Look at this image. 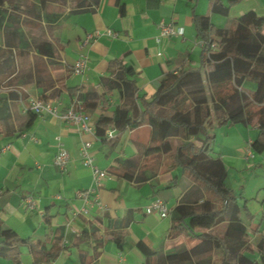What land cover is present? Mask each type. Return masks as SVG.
Returning <instances> with one entry per match:
<instances>
[{"label": "crops", "instance_id": "crops-1", "mask_svg": "<svg viewBox=\"0 0 264 264\" xmlns=\"http://www.w3.org/2000/svg\"><path fill=\"white\" fill-rule=\"evenodd\" d=\"M78 1L27 0L34 9L22 6L15 14L21 20L36 22L23 28L25 34L49 41L57 50L56 58L50 59L52 64L45 57L41 59L46 77L39 87L34 51L28 52L24 63L19 57V41L13 36L7 41L3 24L0 27V222L20 238L39 242L46 252L55 254L35 263L30 245L25 243L19 245L15 257H0V264H163L167 255L191 250L198 239L183 231L173 232L170 215L146 214L145 207L154 199L166 202L171 211L180 203L191 204L192 183L169 154L162 156L152 178L139 183L115 172L116 160L143 154L150 145L152 129L148 125L127 129L112 142L81 132L49 114L37 115L27 126L29 115L22 114L20 100L46 95L65 111L72 102H79L69 89L103 93L102 80L113 60L134 70L136 96L149 99L166 73L199 63L202 49L193 13L208 15L214 26L232 32L244 13L264 15V0H240L227 16L212 14L208 0H98L89 10L76 12ZM6 8V4L0 6L4 22L11 12ZM160 22L181 27L182 36L159 37ZM106 30L116 36L106 35ZM95 32L98 35L81 51L79 45ZM9 52L12 60H5ZM80 55H86L87 64L75 75L72 66ZM27 68L31 76L25 81L21 76ZM246 91L251 95L252 86ZM108 100L110 110L121 101L117 92ZM99 113L88 114L92 124ZM116 135L108 133L109 138ZM210 135L213 154L226 168L240 218L255 244L264 235V152L251 149L258 136L257 124H226L211 129ZM84 142L91 143L93 164L109 174L96 191L103 210L92 204L94 194L88 193L93 181L79 154ZM7 145L9 148L3 150ZM59 147L69 154L64 171L53 162ZM249 150L252 158L247 156ZM79 193L87 195V203ZM26 198L34 201L33 209L26 207ZM223 229L213 232L221 234ZM112 233L122 237L121 246L113 241ZM139 242L155 253L149 260L138 249Z\"/></svg>", "mask_w": 264, "mask_h": 264}, {"label": "trees", "instance_id": "trees-1", "mask_svg": "<svg viewBox=\"0 0 264 264\" xmlns=\"http://www.w3.org/2000/svg\"><path fill=\"white\" fill-rule=\"evenodd\" d=\"M208 1L212 14L227 16L230 7L240 0ZM5 4L6 12L8 9L11 12L5 22L0 19V27L3 24L7 41L11 36L19 41V57L24 63L28 52L34 51L39 87L46 77L41 59L45 57L52 64L50 59L56 58L57 50L51 42L24 33L25 26L36 23L15 15L22 6L34 9L27 0H0V6ZM97 4L98 0H81L75 11H87ZM192 23L201 43L199 63L166 73L151 98L136 96L135 72L119 60L109 62L108 76L102 80V94L78 87L69 89V94L77 96L87 114L99 110L94 126L95 136L102 141L116 142L127 129L142 125L152 129L150 145L142 155L116 160L115 172L119 176L136 183L152 178L162 156L169 154L192 183L191 204L180 203L169 212L172 231L192 234L198 243L191 250L181 249L167 255L163 264H264V235L251 243L240 218V206L228 184L226 168L221 158L213 154L210 135L211 129L226 124H257L258 136L251 149L258 154L264 152V15L254 11L244 13L236 20L232 32L214 26L208 15L193 13ZM8 55L5 60H12L10 52ZM29 72L27 68L21 78L28 80ZM248 86H252L251 95L246 91ZM114 92L121 101L110 110L108 98ZM39 98L50 99L46 95ZM26 115L29 126L37 114ZM110 131L117 133L114 139L109 138ZM129 220L125 219V223ZM218 227L224 228L221 234L213 232ZM111 237L121 246L120 235L112 233ZM25 243L30 245L35 263L55 255L46 252L39 242L20 238L0 222V257H15L19 245ZM137 247L147 260L155 254L142 242Z\"/></svg>", "mask_w": 264, "mask_h": 264}, {"label": "built area", "instance_id": "built-area-1", "mask_svg": "<svg viewBox=\"0 0 264 264\" xmlns=\"http://www.w3.org/2000/svg\"><path fill=\"white\" fill-rule=\"evenodd\" d=\"M159 28V37H167V36H182L183 30L181 27H177L171 23L165 24L160 22L158 25ZM98 35L95 32L93 35H87L82 44L79 45V49L82 51L87 43L93 38V36ZM106 35L108 36H116L114 32L111 30H106ZM158 40V39H157ZM87 64L86 55H80V57L76 60L74 65L72 66V72L75 75H80L85 69ZM21 103V112L22 114H27L29 112L40 115V114H49L52 117L63 120L69 124L74 125L81 132L88 133L91 135H95V126L91 122V117L84 112L83 107L80 102L74 101L65 111H60L58 105L53 104L52 101H44L39 97L30 98L29 100H20ZM9 146H5L3 150L8 149ZM91 143L84 142L79 148V154L82 159V163L85 167L89 168L92 175L93 181V189L89 190L88 193L94 194V200L92 204L96 205L100 209H105V207L99 201L98 195L96 191L99 187H101V182L108 177V172L99 169L97 166L93 164V158L90 155ZM248 157H253L252 150H249L247 153ZM69 160V154L62 148H58V151L54 157V165L60 170L64 171L66 164ZM79 196L84 198L85 203H87V195L84 193H79ZM26 207L29 209H33L35 207L34 201L31 198H26L24 200ZM86 211V210H84ZM146 214H156L160 218H168L170 215L169 209L166 205V202L160 199H154L145 207Z\"/></svg>", "mask_w": 264, "mask_h": 264}]
</instances>
